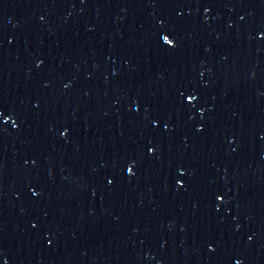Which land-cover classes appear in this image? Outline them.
Segmentation results:
<instances>
[{
	"label": "snow or ice",
	"instance_id": "snow-or-ice-1",
	"mask_svg": "<svg viewBox=\"0 0 264 264\" xmlns=\"http://www.w3.org/2000/svg\"><path fill=\"white\" fill-rule=\"evenodd\" d=\"M168 43L170 44V43H171V41H170V40H168Z\"/></svg>",
	"mask_w": 264,
	"mask_h": 264
}]
</instances>
